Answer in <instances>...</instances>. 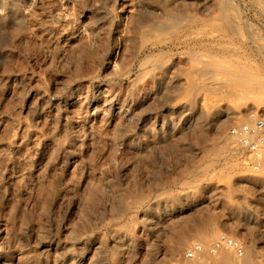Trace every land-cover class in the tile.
<instances>
[{
  "label": "rangeland",
  "instance_id": "1",
  "mask_svg": "<svg viewBox=\"0 0 264 264\" xmlns=\"http://www.w3.org/2000/svg\"><path fill=\"white\" fill-rule=\"evenodd\" d=\"M125 1L0 0V255L199 264L187 249L225 234L244 255L203 264H264V169L230 138L250 115L264 120V0ZM124 33L144 52L116 57ZM124 101L129 114L112 113Z\"/></svg>",
  "mask_w": 264,
  "mask_h": 264
},
{
  "label": "bare ground",
  "instance_id": "2",
  "mask_svg": "<svg viewBox=\"0 0 264 264\" xmlns=\"http://www.w3.org/2000/svg\"><path fill=\"white\" fill-rule=\"evenodd\" d=\"M74 1H75V0H74ZM121 1H123V2H127V1H125V0H121ZM132 1H133V0H132ZM136 1H137V0H136ZM139 1H140V0H139ZM146 1H147V0H146ZM149 1H150V0H149ZM154 1H156V0H154ZM163 1H164V0H163ZM170 1H171V0H170ZM173 1H174V0H173ZM195 1H196V0H195ZM98 2H99V1H98ZM141 2H143V1H141ZM65 3H66V2H65ZM128 3H129V2H128ZM144 3H145V2H144ZM149 3H150V2H149ZM120 4H121V3H120ZM133 4H134V3H133ZM138 4H140V3H138ZM65 5H66V4H65ZM143 5H144V4H143ZM146 5H148V4H146ZM2 6H3V5H2ZM61 6H62V4H61ZM121 6H122V5H121ZM152 6H153V5H152ZM152 6H151V7H152ZM163 6H165V5H163ZM202 6H203V5H202ZM65 7H66V6H65ZM65 7H64V8H65ZM124 7H125V8H123L124 10H123V12H122V13L124 14V15H123L124 18H125L126 16H129L130 14L132 15V11H133L135 8H134V9L132 8V10H131L132 5H131V7H130V4H129V5L127 4V5L124 6ZM139 7H140V8H138V10H139V9L141 10V5H140ZM153 7H155V6H153ZM166 7H167V6H166ZM120 8H122V7H120ZM170 8H171V7H170ZM60 9L62 10L63 8H60ZM65 9H67V8H65ZM160 9H161V8H160ZM142 10H143V8H142ZM146 10H147V7H146ZM150 10H152V9L150 8L149 10H147V12L150 11ZM154 10H155V9H154ZM156 10H157V9H156ZM57 11H58V10H57ZM59 11H60V10H59ZM135 11H136V10H135ZM120 12H121V10H120ZM137 12H140V11H137ZM141 12H142V11H141ZM151 12H156V11H151ZM70 13H71V12H68V13H67L66 11H65V12H64V11H60V15H61V16L63 15V18L68 17V14H70ZM144 13H145V11H144ZM149 13H150V12H149ZM71 14H72V13H71ZM116 14H117V13H116ZM118 14H119V12H118ZM133 14H134V13H133ZM137 14H138L139 17H137L136 15L129 16V17H130L129 19H131V21H132V22H131V23H132L131 26H134V29H135V27L137 28V26H140V27L142 26V25H139V24H143V23H141V19H142V17L140 18V15H139V14H141V13H137ZM168 14H170V13H168ZM223 14H224V13H223ZM225 14H226V12H225ZM58 15H59V14H58ZM120 15H121V13H120ZM120 15H119V16H120ZM148 15H149V14H148ZM172 15H173V14H172ZM176 15L178 16V14H176ZM186 15H187V14H186ZM56 16H57V15H56ZM141 16H142V15H141ZM224 16H225V15H224ZM224 16H223V17H224ZM70 17H71V16H70ZM116 17H117V16H116ZM120 17H121V16H120ZM120 17H119V18H120ZM146 17H147V15H146ZM166 17H167V16H166ZM171 17H172V16H171ZM59 18H60V17H59ZM73 18H74V17H73ZM126 18H127V17H126ZM154 18H155V17H154ZM163 18H164V17H163ZM179 18H180V17H179ZM70 19H72V17H71ZM93 19H94V18H93ZM116 19H117V18H116ZM120 19H121V18H120ZM122 19H123V18H122ZM167 19H171V21H173L174 23L177 22V21L179 20V19H177V17H175V16H173L172 18H167ZM182 19H185V17H184V18L182 17ZM182 19H181L180 21H182ZM220 19H221V18H220ZM59 20H60V19H59ZM63 20H64V19H63ZM72 20H74V19H72ZM100 20H101V19H100ZM144 20H145V19H144ZM165 20H166V19H165ZM165 20H164V22H165ZM187 20H188V19H187ZM124 21H125V20H123V22H124ZM127 21H128V20H127ZM146 21H147V20H146ZM156 21H157V20H156ZM169 21H170V20H169ZM183 21H184V20H183ZM185 21H186V20H185ZM96 22H97V21H96ZM121 22H122V21H121ZM160 22H161V20H160ZM178 22H179V21H178ZM124 23H126V22H124ZM144 23H145V22H144ZM157 23H159V22H157ZM157 23H156V24H157ZM161 23H162V22H161ZM167 23H168V22H167ZM167 23H166V24H167ZM170 23H171V22H170ZM170 23H169V25H166L165 23H162V24L159 23V24H160V29H161V30L158 29V31H165V30H166V29H165V25L168 26V27L170 26V28H171L172 25H171ZM180 23H181V22H180ZM184 23H185V22H184ZM95 24H97V23H95ZM98 24H99V23H98ZM122 24H123V23H122ZM177 25H178V23H177ZM126 26L128 27V24H126ZM129 26H130V25H129ZM131 26H130V27H131ZM156 26H157V25H156ZM88 27H89V26H88ZM96 27H97V26H96ZM124 27H125V26H124ZM168 27H167V28H168ZM173 27H174V26H173ZM232 27H233V26H232ZM71 28H72V27H71ZM79 28H80V27H79ZM94 28H95V27H94ZM97 28H98V27H97ZM101 28H102V26H101ZM101 28H98V29H101ZM128 28H129V27H128ZM131 28H132V27H131ZM90 29H91V28H90ZM98 29H97V30H98ZM134 29H133V30H134ZM151 29H152V28H151ZM164 29H165V30H164ZM231 29H232V28H231ZM233 29H234V27H233ZM235 29H236V28H235ZM72 30H74V29H72ZM102 30H103V29H102ZM123 30H124V29H123ZM135 30H136V29H135ZM155 30H156V29H155ZM68 31H69V30H68ZM78 31H79V30H78ZM89 31H90V30H89ZM120 31H121V30H120ZM128 31H130V30H128ZM66 32H67V31H66ZM124 32H125V31H124ZM131 32H132V31H131ZM139 32H140V31H139ZM231 32H232V31H231ZM47 33H48V32H47ZM69 33H70V32H69ZM71 33H72V32H71ZM71 33H70L69 35H66V37H65L66 40H70V41H71L72 39H74V37H75L76 35L73 36V34H71ZM79 33H80V32H79ZM88 33H89V32H88ZM67 34H68V33H67ZM75 34H76V33H75ZM81 34H83V33H81ZM118 34H119V33H118ZM122 34H123V33H122ZM122 34H121L120 36H122ZM126 34H127V33H126ZM149 34H150V33H149ZM169 34H170V33H169ZM64 35H65V33H64ZM83 35H84V34H83ZM87 35H88V34H87ZM124 35H125V33H124ZM124 35H123L122 37H124ZM166 35H168V34H166ZM81 36H82V35H81ZM78 37H79V36H78ZM93 37H95V36H93ZM157 37H158V36H157ZM60 38H61V37H60ZM82 38H83V37H82ZM118 38H119V37H118ZM118 38H117V39H118ZM99 39H100V38H99ZM122 39H123V38H122ZM122 39H121V40H122ZM66 40H65V42H67ZM74 40H75V39H74ZM77 40H78V39H77ZM84 40H85V38H84ZM65 42H64V43H65ZM76 42H77V44H78V41H76ZM89 42H90V41H89ZM144 42H145V41H144ZM164 42H165V41H164ZM64 43H63V44H64ZM71 43H72V42H71ZM74 43H75V42H74ZM81 43H82V41H81ZM83 43H84V42H83ZM86 43H87V42H86ZM102 43H103V42H102ZM137 43H138V42H137ZM159 43H160V42H159ZM67 44L69 45L70 43L68 42ZM93 44H94V43H93ZM93 44H92V45H93ZM135 44H136V37H135L134 34H133V35H128V36L125 35V38L122 40V42H119V44H117V46L115 47V56L117 57L118 55L120 56V55L125 54V55H126V59H127V56H129V55H132V57H134V58L137 57V56H139L141 53L144 52L145 48H143L142 46H140L139 48H138V47L136 48ZM142 44H143V43H142ZM142 44H141V45H142ZM72 45H73V43H72ZM79 45H81V44H79ZM86 45H87V44H86ZM86 45H85V46H86ZM69 46H71V45H69ZM85 46L83 45L82 48L79 47V49L81 48V49H82L81 51H83V50H85V48H84ZM89 46H91V45L89 44ZM114 46H115V45H114ZM66 47H67V46H66ZM66 47H65V48H66ZM102 48H103V47H102ZM102 48H101V49H102ZM77 49H78V48H77ZM72 51H73V50H72ZM72 51H71V52H72ZM77 51H79V50H77ZM81 51H80V52H81ZM85 51H87V50H85ZM89 51H90V50H89ZM154 51H155V50H154ZM74 52H75V51H74ZM80 52H79V53H80ZM85 53H86V52H85ZM88 53H90V52H88ZM93 53H94V52H93ZM71 54H72V53H71ZM80 54H83V53H80ZM88 55H89V54H88ZM90 55H91V54H90ZM92 56H93V55H92ZM80 57H81V56H80ZM88 57H89V56H88ZM120 57H121V56H120ZM81 58H82V57H81ZM83 58H85V57H83ZM121 58H122V57H121ZM124 58H125V57H124ZM117 60H118V59H117ZM210 60H211V59H210ZM108 61H109V60H108ZM97 62H98V61H97ZM116 62H117V61H116ZM141 62H142V61H141ZM212 62H214V61H211V63H212ZM108 63H109V62H108ZM109 64H110V69H111V66H112V65H111V63H109ZM114 64H115V65H113V66L116 67V63H114ZM145 65H146V64H145ZM108 67H109V65H108ZM115 67H114V68H115ZM118 67H119V66H118ZM112 68H113V67H112ZM116 68H117V67H116ZM117 69H118V68H117ZM112 70H113V69H112ZM192 70H193V69H192ZM115 71H116V69L114 70V72H115ZM209 72H210V71H209ZM233 74H234V73H233ZM233 74H232V75H233ZM136 76H137V75H136ZM166 77H167V76H166ZM207 77H208V76H207ZM234 77H235V76H234ZM261 77H262V76H261ZM247 78H248V77H247ZM229 79H230V78H229ZM158 80H159V79H158ZM221 80H222V79H221ZM246 80H247V79H246ZM249 81H250V80H249ZM169 82L171 83V80H170ZM172 82H173V83H176V80H175V81L173 80ZM220 82H221V81H220ZM243 82H245V81H243ZM250 82H251V81H250ZM254 82H255V81H254ZM245 83H246V82H245ZM257 83H258V82H257ZM257 83H256V84H257ZM171 84H172V83H171ZM225 84H226V83H225ZM232 84H233V83H232ZM241 84H242V83H241ZM243 84H244V83H243ZM256 84H254V85H256ZM175 85H176V84H175ZM175 85H174V86H175ZM254 85H253V87H254ZM260 85H261V84H260ZM260 85H258V86H260ZM240 86H243V85H240ZM245 86H246V87H245ZM248 86H249V90L253 88V87H251V84H250V83L248 84ZM256 86H257V85H256ZM258 86H257V87H258ZM236 87H237V86H236ZM263 87H264V86H263ZM246 88H247V90H248V87H247V85L245 84V85H244V89H246ZM258 88H259V87H258ZM161 89H162V88H161ZM240 89H241V87H240ZM242 89H243V87H242ZM260 89H261V88H260ZM260 89H259V90H260ZM263 89H264V88H263ZM76 90H77V89H76ZM78 90H79V89H78ZM85 90H86V89H85ZM256 90L258 91V89H256ZM235 91H236V90H235ZM241 91H242V90H240V92H241ZM261 92H263V91H261ZM76 93H77V92H76ZM234 93H235V92H234ZM241 93H243V92H241ZM245 93H247V92H245ZM238 94H239V93H238ZM78 95H79V94H78ZM258 95H259V94H258ZM262 95L264 96V94H262ZM78 97H79V96H78ZM112 97H113V96H112ZM112 97H110V98L112 99ZM248 97H249V96H248ZM255 97H256V96H255ZM257 97H258V96H257ZM110 98H109V99H110ZM113 98H114V97H113ZM130 98H131V97H130ZM260 98H262V97H260ZM263 98H264V97H263ZM116 99H117V98H116ZM42 100H43V99H42ZM106 100H108V99H106ZM118 100H119V99H118ZM118 100H117V101H118ZM261 100H262V99H261ZM240 101H241V100H240ZM263 101H264V100H263ZM47 102H48V101H47ZM108 102H109V101H108ZM111 102H112V100H111ZM111 102H110V103H111ZM125 102H126V101H124L123 103H125ZM127 102H128V101H127ZM74 103H75V102H74ZM78 103H79V102H78ZM103 103H104V102H103ZM114 103H115V102H114ZM237 103H238V102H237ZM258 103H259V102H258ZM62 104H63V105H62L63 107H61V109L63 108L62 111H64V110L67 111L66 109L68 108V106L72 105V104L69 102V100H65V101L63 100V103H62ZM92 104H93V103H92ZM108 104H109V103H108ZM116 104H118V103H116ZM41 105H42V104H41ZM106 105H107V104H106ZM106 105H105V106H106ZM46 106H47V105H46ZM103 106H104V105H103ZM112 106H113V104L110 105L109 107H112ZM116 106H117V105H116ZM116 106H115V107H116ZM122 106H123V105H122ZM128 106H129V105H128ZM128 106H127V103H125V104H124V108L122 107V109H118V110H117V109L115 110V108H112L111 110H112V113L114 112L115 115H122V116H125V115H128V114H129V113H128L129 110H127V109H128V108H127ZM55 107H56V105H55ZM125 107H126L127 109H126ZM39 108H40V107H39ZM93 108H94V107H93ZM95 108H97V107H95ZM98 108H99V109H97V113L102 114L103 111H102V109H100V106H98ZM129 108H130V107H129ZM132 108H133V107H132ZM49 109H50V108H49ZM178 109H179V108H178ZM224 109H225V108H224ZM33 110H34V109H33ZM40 110H42V108H40ZM59 110H60V108L57 110L58 113H60ZM94 110H95V109H94ZM104 110H105V109H104ZM36 111H37V110H36ZM44 113H45V112H44ZM66 113H67V112H66ZM112 113L110 114V116L112 115ZM63 115H64V114H63ZM229 115H230V114H228L227 116H229ZM232 115H234V113H233ZM58 116H59V115H58ZM64 116H65V115H64ZM64 116H63V117H64ZM13 117H14V116H13ZM101 117H102V116H101ZM111 117H112V116H111ZM68 118H69V117H68ZM119 118H120V117H119ZM123 118H124V117H123ZM217 118H218V117H217ZM232 118H234V116H233ZM60 119H61V118H60ZM69 121H70V120H69ZM30 122H31V120H30ZM13 123H14V122H13ZM61 123H63V122H61ZM70 123H71V122H70ZM22 124H23V122H22ZM80 124H81V123H80ZM19 125H20V122H19ZM23 125H24V124H23ZM23 125H22V126H23ZM26 125H27V124H26ZM14 126H15V125H13V127H14ZM24 126H25V125H24ZM29 126H30V125H29ZM11 127H12V126H11ZM61 127H62V126H61ZM113 129H114V128H113ZM24 130H25V129H24ZM118 130H119V129H118ZM118 130H117V131H118ZM120 130H121V129H120ZM10 131H11V130H10ZM27 131H28V130H27ZM29 131H30V132H31V131H34V129H33V130H30V129H29ZM7 132H8V131H7ZM30 132L28 133V135H29V134H32V133H30ZM34 132H35V131H34ZM34 132H33V133H34ZM118 132H120V131H118ZM22 133H23V132H22ZM22 133H20V134H22ZM25 133H26V132H25ZM68 133H69V132H68ZM122 133H123V131H122ZM11 134H12V133H11ZM15 134H16V133H15ZM20 134H17V135L20 136ZM34 134H35V133H34ZM34 134H33V135H34ZM116 134H117V133H116ZM12 135H14V134H12ZM12 135H11V136H12ZM14 136H15V135H14ZM14 136H13V137H14ZM22 136H23V135H22ZM24 136H26V135H24ZM24 136H23V138L20 136L21 139H24ZM35 136H36V134H35ZM120 136H121V133H120ZM9 137H10V136H9ZM27 137H28V136H27ZM39 137H40V136H39ZM127 137H129V136H127ZM127 137H126V138H127ZM7 138H8V137H7ZM15 138H16V136H15ZM133 138H134V137H133ZM230 138H232V137H230ZM5 139H6V138H5ZM8 139H9V138H8ZM13 139H14V138H13ZM13 139H12V140H13ZM28 139H29V138H28ZM123 139H124V138H123ZM127 139H128V138H127ZM15 140H16V139H15ZM24 140H25V139H24ZM38 140H39V139H38ZM3 141H4V140H3ZM26 141H27V140H26ZM42 141H43V140H42ZM44 141H45V140H44ZM11 142H12V141H11ZM15 142H16V141H15ZM18 142L21 143L22 141L20 140V141H18ZM24 142H25V141H24ZM122 142H123V141H122ZM230 142H231V141H230ZM0 143H2V142H0ZM16 143H17V142H16ZM27 143H28V142H27ZM27 143H25V144H27ZM123 143H124V142H123ZM10 144H11V143H10ZM14 144H15V143H14ZM7 145H8V144H6L5 146H7ZM16 145H17V144H16ZM16 145H13V142H12L11 147H13V148H12L13 151L15 150V151H16V154H17V150H18V151H21V150H19V148H20V147H19L20 144H19V146L17 145L18 147H17ZM21 145H22V144H21ZM67 145H68V144H67ZM34 146H35V145H34ZM34 146H33V147H34ZM36 146H37V145H36ZM124 146H125V145H124ZM127 146H128V145H127ZM127 146H126V148H127ZM134 146H135V145H134ZM8 147H10V146H8ZM39 148H40V147H39ZM7 150H8V149H6V153H7L8 151H10V150H8V151H7ZM23 150H24V149H23ZM0 151H1V150H0ZM2 152H3V150H2ZM4 152H5V151H4ZM4 152H3V153H4ZM262 152H263V151H261L260 154H261ZM0 153H1V152H0ZM11 153H12V152H11ZM19 153H20V152H19ZM21 153H22V151H21ZM21 153H20V154H21ZM263 153H264V152H263ZM263 153H262V154H263ZM8 154H10V153L8 152ZM16 154H15V155H16ZM1 155H3L2 157H5L4 154H1ZM10 155H11V154H10ZM126 155H127V154H126ZM7 156H8V155H7ZM7 156H6V157H7ZM11 157H12V156H11ZM17 157H19V155H18ZM17 157H15V158L17 159ZM24 157H25V156H24ZM261 157H262V156H260V162L262 161V158H261ZM0 158H1V157H0ZM5 159H8V163H10V164H11V163H14L13 161L16 160V159L14 160V159H11V158L9 159L8 157L5 158ZM2 160H3V159H2ZM18 160H19V159H18ZM23 161H24V160H23ZM1 162H2V161H1ZM17 162H18V161H17ZM8 163H7V164H8ZM7 164H5V165H7ZM16 165H18V164H16ZM15 167H16V166H15ZM253 169H254V168H253ZM257 170H258V169H257ZM262 171H263V170H262ZM4 173H5V172H4ZM19 174H20V173H19ZM3 175H4V174H3ZM17 175H18V174H17ZM20 175H21V174H20ZM43 176H44V175H43ZM38 177H39V176H38ZM41 177H42V176H41ZM45 178H46V177H45ZM43 180H44V179H43ZM40 182H41V181H40ZM44 182H45V181H44ZM20 183H21V182H20ZM38 184H39V183H38ZM51 184H53V183H51ZM54 185H55V184H54ZM21 186H22V184H21ZM39 186H40V185H39ZM49 186H50V185H49ZM45 187H46V186H45ZM45 187H44V188H45ZM47 189H48V188H47ZM44 190H45V189H44ZM48 191H49V190H48ZM44 192H45V191H44ZM50 192H51V191H50ZM50 192L47 193L46 196H47V195L49 196ZM53 193H54V192H53ZM110 194H111V193H110ZM53 195H54V194H53ZM114 195H115V194H114ZM106 196H107V195H106ZM110 197H111V196H110ZM100 198H102V196H101ZM247 217H248V216H247ZM151 218H152V217H151ZM73 233H74V232H73ZM112 235H113V234H112ZM74 236H75V235H74ZM74 236H73V237H74ZM120 236H121V235H120ZM120 236H119V237H120ZM116 237H117V236H116ZM119 237H117V238H119ZM121 237H123V236H121ZM41 239H42V238H41ZM129 239H130V238H129ZM68 240H69V239H68ZM77 240H78V239H77ZM81 240H82V238H81ZM81 240H80V242H81ZM116 240H117V239H116ZM126 240H127V239H126ZM100 241H101V240H100ZM129 241H130V240H129ZM129 241H128V242H129ZM85 242H86V241H85ZM92 242H93V241H92ZM94 242H95V241H94ZM97 242H98V241H97ZM114 242H115V240H114ZM122 242H123V241H122ZM128 242H127V243H128ZM40 243H41V242H40ZM50 243H51V242H50ZM54 243H55V242H54ZM83 243H84V241H83ZM95 243H96V242H95ZM116 243H118V242H116ZM125 243H126V242H125ZM125 243H124V245H125ZM131 243H132V241H131ZM58 244H59V243H58ZM70 244H71V243H70ZM81 244H82V243H81ZM84 244H85V243H84ZM84 244H83V245H84ZM87 244H88V243H87ZM92 244H93V243H92ZM92 244H91V245H92ZM113 244H114V243H112V245H113ZM120 244H121V242H120ZM122 244H123V243H122ZM48 245H49V244H48ZM67 245H68V244H67ZM67 245H66V246H67ZM89 245H90V244H89ZM99 245H101V244H99ZM99 245L97 246L98 248H99ZM110 245H111V244H110ZM84 246H85V245H84ZM101 246H102V245H101ZM101 246H100L99 249H101ZM113 246H115V245H113ZM131 246H133V245H131ZM58 248H59V247H58ZM83 248H84V247H83ZM85 248H86V247H85ZM87 248H88V247H87ZM116 248H117V247H116ZM132 248H133V247H132ZM96 249H97V248H96ZM96 249H95V251H96ZM128 249H129V247H128ZM243 249H244V248H243ZM97 250H98V249H97ZM8 251H9V250H8ZM81 251H82V250H81ZM83 251H85V250L83 249ZM83 251H82V252H83ZM95 251H93V252L95 253ZM98 251H99V250H98ZM18 252H19V251H18ZM20 252H21V251H20ZM230 252H231V251H230ZM243 252H244V251H243ZM10 253H11V252H10ZM10 253H9V255H10ZM76 253H77V252H76ZM79 253H80V252H79ZM79 253H78V254H79ZM27 254H28V253H27ZM56 254H57V253H56ZM59 254H60V253H59ZM62 254H63V253H62ZM91 254H92V253H91ZM205 254H206V253H204V255H205ZM9 255H8V253H7V255H4V254H3V255H0V262H2L1 264H29V260H28V261H23L22 258L19 259L18 257H19L20 255H18L17 258H13V260H12V258H10L11 256L9 257ZM11 255H12V254H11ZM13 255H14V254H13ZM22 255H23V254H22ZM67 255H68V254H67ZM82 255H83V254H82ZM93 255L95 256V254H93ZM99 255H100V254H99ZM204 255H203V256H204ZM206 255H207V254H206ZM217 255H218V254H217ZM217 255H216V256H217ZM219 255H222V254H220V252H219ZM243 255H244V254H243ZM15 256H16V254H15ZM60 256H62V255H60ZM77 256H78V255H77ZM85 256H86V255H85ZM87 256H88V255H87ZM13 257H14V256H13ZM33 257H34V256H33ZM43 257H44V256H43ZM57 257L59 258V256H57ZM83 257H84V256H83ZM89 257H90V256H89ZM89 257H88V259H89ZM217 257H218V256H217ZM25 258H26V257H25ZM31 258H32V257H31ZM31 258H27V259H30V260H31ZM78 258H79V257H78ZM98 258H99V257H98ZM100 258H101V257H100ZM202 258H203V257H202ZM209 258H210V257H209ZM221 258H223V257H221ZM34 259H35V257H34ZM56 259H57V258H56ZM56 259H55V261L58 262ZM60 259H61V258H60ZM60 259H59V260H60ZM96 259H97V258H96ZM105 259H106V258H105ZM203 259H204V258H203ZM203 259H201V260H199V261L201 262V261H203ZM218 259H219V258H218ZM245 259H246V258H245ZM245 259H244V260L242 259V260H240L239 262H236V264H247V261H245ZM247 259H248V258H247ZM247 259H246V260H247ZM36 260H37V257H36ZM36 260H33V261L31 260V261L34 262V261H36ZM89 260H90V259H89ZM93 260H95V259H93ZM204 260H205V259H204ZM212 260L214 261V258H212ZM212 260H211V261H212ZM221 260H222V259H221ZM223 260H224V259H223ZM232 260H233V259H232ZM250 260H251V259H250ZM60 261H61V260H60ZM62 261H64V260H62ZM78 261H79V260H78L76 257H73V256L69 255V258H67L66 261H65V262H62L61 264H77ZM101 261H102V260H101ZM191 261H193V260H191ZM217 261H218V260H216V262H213L212 264H221V262H217ZM219 261H220V260H219ZM235 261H237V260H235ZM44 262H46V261H44ZM53 262H54V261H53ZM80 262H81V261H80ZM93 262H94V261H93ZM96 262H97V261H96ZM98 262H100V261L98 260ZM193 262H195V261H193ZM200 262L197 261V263H199V264H201V263L203 264L205 261H203V262H201V263H200ZM206 262H207V261H206ZM224 262H225V260H224ZM227 262H228V261H227ZM78 263H79V262H78ZM91 263H92V262H91ZM94 263H95V262H94ZM35 264H36V262H35ZM41 264H43V263H41ZM53 264H54V263H53ZM59 264H60V263H59ZM89 264H90V263H89ZM99 264H102V262H100ZM194 264H195V263H194ZM222 264H223V261H222Z\"/></svg>",
  "mask_w": 264,
  "mask_h": 264
},
{
  "label": "built area",
  "instance_id": "3",
  "mask_svg": "<svg viewBox=\"0 0 264 264\" xmlns=\"http://www.w3.org/2000/svg\"><path fill=\"white\" fill-rule=\"evenodd\" d=\"M263 132L264 120L256 115H250L248 122L230 130V136L238 143V145L248 149L253 155L252 164L255 166V169H264V163L260 162V152L264 151ZM226 250L233 252L234 255L237 256H242L243 254L242 245L238 241L222 234L207 247H204L199 243L192 244L187 249L185 256L190 260L199 261L202 259L204 253L213 256L220 251Z\"/></svg>",
  "mask_w": 264,
  "mask_h": 264
}]
</instances>
